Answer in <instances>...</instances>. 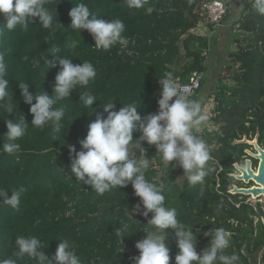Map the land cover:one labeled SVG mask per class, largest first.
<instances>
[{"label": "trees", "instance_id": "1", "mask_svg": "<svg viewBox=\"0 0 264 264\" xmlns=\"http://www.w3.org/2000/svg\"><path fill=\"white\" fill-rule=\"evenodd\" d=\"M201 1L148 0L155 9L148 15L143 9H128L124 0H49L55 24L60 22L64 27L43 29L37 19L27 29H5L0 36V52L5 53L10 91L18 105L11 116L0 111V147L6 140L4 120L19 121L23 116L29 127L17 141L20 151L10 155L0 149V189L8 191L9 198L12 191L21 193L16 208L0 200V258L12 256L15 238L24 235L39 238L42 250L48 251L50 258L63 241L72 246L82 264H133L131 258L139 255L135 244L144 238L142 229L147 227L143 209L134 215L136 221L129 215L139 198L131 185L98 195L90 186L79 184L71 171L68 145L80 150L79 141L87 135L88 125L98 115L106 117L104 103L114 102L116 110L135 103L142 117L156 113L161 91L159 79L166 72H171L178 83H188L194 73H203L199 94L206 80L208 43L216 37L193 32L202 21ZM81 2L106 22L117 18L123 21V35L129 41L126 50L119 43L107 51L95 49L89 33L69 28V12ZM231 5L225 20L231 14ZM4 23L0 16V25ZM235 26L232 42L237 51L231 54L232 61L220 73L216 92L210 95L216 106L208 122L218 131L205 132L203 136L210 156L203 182L189 185L178 166L164 168L155 152L149 150L154 146L143 143L146 152L141 157L138 142L134 141L130 150L136 151L137 158L148 159L145 175L162 189L166 206L176 209L182 224L194 227L198 253L209 243L204 233L222 227L231 235L226 254L238 255V264H257L258 254L264 264L261 205L245 204L246 197L228 193L235 184L229 174L234 172L235 163L243 165L244 151L249 148L233 143L244 137L253 140L258 134L259 144H264V15L244 0ZM72 40L79 42L75 49L69 46ZM130 53L138 56L132 57ZM59 56L70 58L75 64L90 61L97 74L87 88L75 90L61 102L65 107L63 128L54 134L51 126H31L30 106L23 103L18 82L28 83L33 95L42 90L52 95V85L60 70ZM24 57H29V61ZM33 59L39 62L35 66ZM229 80L233 85H228ZM81 92L96 96L93 108L79 103ZM139 136L135 132L134 140ZM220 167L223 170L217 174ZM124 225L127 231L123 242L114 231ZM165 243L170 250V264H175L178 248L172 229L166 230ZM18 264L33 262L25 258L18 260Z\"/></svg>", "mask_w": 264, "mask_h": 264}, {"label": "clouds", "instance_id": "2", "mask_svg": "<svg viewBox=\"0 0 264 264\" xmlns=\"http://www.w3.org/2000/svg\"><path fill=\"white\" fill-rule=\"evenodd\" d=\"M248 2L257 13L264 15V0ZM48 4L49 0H0V16L5 21L0 25V36L5 29L9 32L18 28L27 29L28 24L37 19L43 29L64 27L60 22L55 24ZM123 4L130 10L143 9L148 15L155 11L148 0H124ZM69 17V28L79 33H89L95 49L107 51L118 43H127L123 35L126 28L121 19L106 22L91 12L83 2L75 4ZM78 44L77 40H72L69 46L75 49ZM59 57L60 70L52 85V95L43 90L33 95L28 83L18 82L22 101L30 106L33 117L31 126L41 129L51 126L54 134L60 133L63 128L65 107L61 102L70 98L75 90L87 88L97 74L90 61L75 64L70 58ZM23 59L29 61V57ZM46 62L48 64V59ZM31 63L35 66L39 62L33 59ZM7 77L5 53L0 52V111L11 116L18 104L14 100L13 91H10V80ZM159 86L158 111L144 117L139 114L140 110L135 103L122 104L119 110H116L114 102L104 103L106 117L98 115L88 125L87 135L79 141L80 150L77 151L75 145H68L71 171L79 184L90 186L91 191L98 195L116 187L131 185L139 202L129 215L134 220V215L140 214L143 209L142 215L147 219V227L142 229L145 236L135 244L139 255L131 258L133 264H170V250L165 243L167 229L174 231L177 242L175 264H238V255L226 254L231 246V235L222 227L204 233L209 243L201 252H197L198 235L194 227L182 224L177 218L176 209L166 206L162 189L145 175L148 159L137 158L136 151L130 150L134 141L138 142L142 153L146 152L143 143L155 146L164 168H181L189 185L202 183L206 176L205 166L210 158L208 146L195 134L208 120L202 102L193 98L190 88L180 85L171 72L164 73L163 78L159 79ZM81 93L79 103L82 102L85 108H93L97 102L96 96L90 92ZM4 121L7 133L3 136L6 140L0 149L7 154H15L21 147L17 141L25 136L29 125L23 116L19 121L10 118ZM135 132L140 133L136 140L133 138ZM20 194V191H12L9 198L8 191L0 189V200L16 208L20 203ZM150 214L151 218L148 219ZM126 231L127 226L124 225L115 228L114 233L124 242ZM25 258L33 264H82L80 256L67 242H59L55 255L50 258L48 251L42 250L39 238L24 235L15 238L14 253L10 257L0 258V264H18V260Z\"/></svg>", "mask_w": 264, "mask_h": 264}, {"label": "rangeland", "instance_id": "3", "mask_svg": "<svg viewBox=\"0 0 264 264\" xmlns=\"http://www.w3.org/2000/svg\"><path fill=\"white\" fill-rule=\"evenodd\" d=\"M244 0H233L231 2V8L229 16L225 20V28L220 31V38L216 40V37L213 38V40L208 43V57L206 59L205 66L207 68V72L205 73V82L204 85L202 86L201 91L197 95V97H193L199 101L202 102V108L204 113L208 116V119L210 118L211 115L214 113L215 109V102L214 98L211 97L210 95H213V93L216 92V88L218 86V80H219V75L221 72H223L224 68L228 66V64L232 61V55L237 51V48L233 44L232 40L234 38V33L236 30L235 22L238 20L240 17V13L242 10V5H243ZM198 33V31H196ZM216 40V42H215ZM210 48V49H209ZM207 51V50H206ZM226 72V71H225ZM228 85H233L232 81L227 82ZM210 126V123L205 121L201 127ZM212 128V127H211ZM255 166V165H254ZM181 177V175H179ZM237 186L240 187H248L245 184L235 182ZM249 200H246L248 202ZM253 204V206H256L259 204L262 207V212L264 214V200L261 199L259 201H249ZM261 222L264 223V217L260 218ZM260 256L256 254L255 258H257V264L260 261Z\"/></svg>", "mask_w": 264, "mask_h": 264}, {"label": "built area", "instance_id": "4", "mask_svg": "<svg viewBox=\"0 0 264 264\" xmlns=\"http://www.w3.org/2000/svg\"><path fill=\"white\" fill-rule=\"evenodd\" d=\"M233 0H202L201 1V7H200V14L202 17V21L197 26V28L193 31L196 35L204 36L211 38L215 35H218L219 32L225 27V17L228 15L229 5L231 4ZM198 31V33H196ZM129 45V41H127L126 44L121 45L122 50H126ZM203 73H194V75L191 77L190 81L188 83H179L180 85L184 86L187 85L190 90L193 97L197 95V92L201 88V82L203 80ZM211 127L205 126L201 127L199 131L195 132L197 136L203 139V136L205 132L212 133L214 131H218V128L215 126L210 125ZM149 150H153L156 154V158L160 159L157 153V150L154 147H149ZM175 164V162H173ZM181 169V168H180ZM222 168L220 167L217 174L222 172ZM217 188L220 187L219 185V178L217 179ZM221 193V192H220ZM245 204H252L251 202H245ZM253 205V204H252ZM237 207L240 206V204L236 205ZM258 264H261L259 261Z\"/></svg>", "mask_w": 264, "mask_h": 264}, {"label": "water", "instance_id": "5", "mask_svg": "<svg viewBox=\"0 0 264 264\" xmlns=\"http://www.w3.org/2000/svg\"><path fill=\"white\" fill-rule=\"evenodd\" d=\"M132 57H137L136 53H130ZM259 135L257 134L253 140H249L244 137L242 140H236L233 144L247 145L252 149L245 150L247 159L245 160V166H241L238 163L234 164V171L230 177L235 181L247 186L250 183L254 185L249 188H239L237 185H233L231 190L228 191L231 196H242L246 198H255L252 201L264 200V147L258 143ZM139 157L142 152L139 151ZM253 160L258 161L257 170L253 168ZM261 262V259H260Z\"/></svg>", "mask_w": 264, "mask_h": 264}, {"label": "flooded vegetation", "instance_id": "6", "mask_svg": "<svg viewBox=\"0 0 264 264\" xmlns=\"http://www.w3.org/2000/svg\"><path fill=\"white\" fill-rule=\"evenodd\" d=\"M258 143H259V140H258ZM259 145H261V144H259ZM261 146L264 147V144H262ZM248 149L251 150L252 148L249 147ZM245 150H247V149H245ZM244 154H245V151H244ZM246 159H247V156L245 155V156H244L243 165H241V166H245V160H246ZM254 165H255V166H254ZM257 167H258V161L253 160V168H254L255 170H257ZM233 173H235V171H234ZM233 173H230L229 176L232 175ZM233 185H236V184H233ZM233 185H232V186H233ZM253 185H254L253 183H250V185H249L248 187H240V186H237V187H239V188H249V187H251V186H253ZM247 200L251 201V198H247Z\"/></svg>", "mask_w": 264, "mask_h": 264}, {"label": "crops", "instance_id": "7", "mask_svg": "<svg viewBox=\"0 0 264 264\" xmlns=\"http://www.w3.org/2000/svg\"><path fill=\"white\" fill-rule=\"evenodd\" d=\"M226 26V25H225ZM227 27V26H226ZM221 34H222V32H221ZM221 34H220V32H219V34L218 35H216V40H218L219 38H220V36H221ZM204 37V36H203ZM214 38V37H213ZM216 40H215V42H216Z\"/></svg>", "mask_w": 264, "mask_h": 264}, {"label": "bare ground", "instance_id": "8", "mask_svg": "<svg viewBox=\"0 0 264 264\" xmlns=\"http://www.w3.org/2000/svg\"><path fill=\"white\" fill-rule=\"evenodd\" d=\"M252 199H255V198H251V200H252Z\"/></svg>", "mask_w": 264, "mask_h": 264}]
</instances>
